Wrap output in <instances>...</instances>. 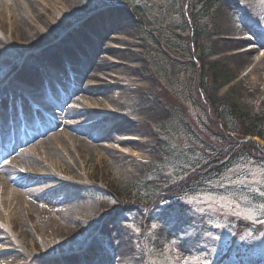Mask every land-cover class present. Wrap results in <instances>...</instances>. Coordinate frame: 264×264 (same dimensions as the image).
Here are the masks:
<instances>
[{
	"label": "rangeland",
	"instance_id": "374dc122",
	"mask_svg": "<svg viewBox=\"0 0 264 264\" xmlns=\"http://www.w3.org/2000/svg\"><path fill=\"white\" fill-rule=\"evenodd\" d=\"M35 2L38 8L45 6V10L41 18L37 13L31 14L26 28L39 33L35 27L43 26L49 19L55 24L63 22V29L56 35L58 40L65 39L72 30L79 29L81 22L92 17L100 22L107 20L108 25V20H113L111 25L115 30L109 31L106 37L95 38L98 31L92 34L91 38L101 46L91 54L95 61L107 65V70L99 73L104 85L112 84L119 90L114 94L108 90L106 95L92 99L103 101L108 107L117 105L118 101L126 105V118L144 119L143 126L149 136L135 137L134 141L145 142L138 148L135 142H130L132 133L121 132L116 135L122 139H102L92 144L93 151L87 149L86 137L76 136L75 150L71 148L54 156L58 168L52 164L56 172L64 171L66 180H63L69 186L57 193L41 195L40 201L27 198L17 203L9 233L14 228L15 236L23 241L27 253H37L32 251L35 247L39 255L56 257L89 249L102 264H185L186 261L195 264L198 259L209 260L211 264H264V227H257L253 234L240 231L235 224L238 219H245L243 222L247 224L264 221V141L254 138L261 156L253 154L252 160L240 158L231 169L204 176L205 187L196 194L177 195L168 200L161 198L167 186L184 179L197 163L206 162H201L207 155L203 151L206 146L201 133L207 123L202 107L204 99L221 98L228 105L240 106L251 118L261 116L264 121V66L257 71L256 63L249 69L250 63L258 59L257 53L243 55L246 60L238 67L247 65L239 69L233 61L242 55H234L237 51L229 47L228 40L218 41L236 34L253 35L252 25L262 31L264 40V0H212L199 41L192 35L183 0ZM56 2L60 4L56 5L57 11L53 9ZM121 3L131 9L136 7L135 15ZM196 6L193 3L191 7ZM3 8L0 3L5 17ZM196 11L201 12L200 8ZM141 15L144 20L140 19ZM10 20L2 19L1 29L7 30ZM147 26L154 29L152 36L158 39L151 38ZM172 30L184 33L185 38L174 37L170 34ZM43 32L42 49L50 46L55 38L52 32ZM91 38L79 30L71 43L64 42L71 46L66 52L72 53L74 49L79 57L87 60L86 49L92 51L95 47ZM32 48L36 47H31L27 53ZM178 49L184 53H178ZM193 54L198 61L194 66L191 65ZM24 62L26 60L19 58L16 65L21 67ZM16 65L11 71L17 69ZM65 65L60 67L61 71ZM120 67L131 71L132 75H122ZM6 71H0V86L12 78L11 71ZM213 72L219 75L217 81ZM200 74L206 84L201 90L198 89ZM126 88L133 92L129 95L132 100L120 97L119 93ZM10 89L15 91L14 87ZM4 90L5 87L1 89ZM87 111H94V107H87ZM114 115L107 112L106 119ZM224 121L227 122L226 117ZM260 129H264V124ZM96 134L94 131L93 136ZM208 141L213 142L210 138ZM59 149L62 152L63 147ZM54 153L57 151L50 148L45 151L46 156ZM111 157L119 159L123 166H113ZM30 165L28 170L34 172L35 166ZM60 182L59 179L55 184ZM72 190L76 193L71 197ZM73 199L75 205L68 211L67 202ZM116 207L118 209L113 210ZM193 217L194 222L187 221ZM235 231H240L238 242L232 238ZM102 238L106 240L105 245L101 243ZM239 246L243 247L241 253L237 252ZM229 253L231 257L226 259Z\"/></svg>",
	"mask_w": 264,
	"mask_h": 264
},
{
	"label": "bare ground",
	"instance_id": "6f19581e",
	"mask_svg": "<svg viewBox=\"0 0 264 264\" xmlns=\"http://www.w3.org/2000/svg\"><path fill=\"white\" fill-rule=\"evenodd\" d=\"M0 3L4 5L3 9H5L6 11L5 17L0 11V21H2V19L4 18L5 20L9 18L11 19L8 23L7 30L1 29L0 26V71H11L16 65V62L19 58L23 59L24 61L26 60V62H24L21 67H18V65H16L15 68L17 69L11 71V74L9 73L10 75H14L11 78V81L8 82V84L11 86H15L17 81H21L22 83L24 82L27 84L30 83L32 85L34 84L36 86L42 84V79L45 73L44 70H50L52 73H55L56 68L58 66H61V62L63 58H65V56H73L75 54L74 49L72 50V53L66 52L71 49V46L65 45L64 42L66 41L71 43V38L79 30L83 29L86 26V31L88 32L86 36L88 37L90 31L92 30L91 26L98 22V19L92 17L85 21L78 31L72 32L71 34L67 35L65 39L61 40V42H57L55 38L58 39V36L56 37V35L59 34V30L63 29V22H59V24H61L59 25L55 24L51 19H49V22L44 23L43 26L35 27V30L39 31V33H35L34 30L26 28L27 20L32 19L31 14L37 13L38 18H41L45 10V6L44 8H38L37 6H35V0H0ZM56 5L60 4L56 2L53 5V9L57 11ZM29 9L31 11H29ZM59 16L61 17V13ZM66 28L67 27H65L64 29ZM44 30L55 34V38H53L54 40H52V42L56 41V44H51L47 48L45 47L42 51V48L44 47V41L42 38ZM108 30L109 28H107L105 31L108 32ZM236 36L239 35L236 34L233 37ZM219 40H221V38ZM78 42L76 43V45L78 44ZM229 42H231L230 47L233 50H242L243 45L241 44V42ZM14 43H16V46L13 45ZM59 45L60 47L62 46L65 51L57 50ZM31 47L36 48H32L33 50L27 53V50L30 51ZM38 47H40V49L36 50ZM87 54L91 57L93 56V54H91L90 52H88ZM242 54L244 55L247 53ZM123 56V59H125L126 56ZM244 56L239 58L236 57L234 59L233 62L236 64V68L241 63H244L243 61L246 60V58H243ZM31 57L38 58L39 61L35 62L33 60L31 62L29 59ZM75 59L78 62H82L81 59L78 58V56H76ZM256 63L258 67L256 66L255 69H258L257 71L262 70L264 66V55H261L255 62H251L249 69H251ZM245 65L247 64H244L242 67L238 68L243 69ZM82 68L83 71L82 73H80V75H83V77L81 76L80 80L78 81V85L73 90L70 89L69 95H61V98L58 99V102L54 107L55 111L60 113L61 119L71 122L67 123V131L69 130L70 134L67 135V133H65L66 131L63 130V134L60 137L57 135L55 136V139L53 138V136L47 137L45 140L33 144L31 149L26 151L21 150V148H23L24 146H28V144L32 143L35 140V138L32 137L29 138V140H23L22 144L24 146H20L18 149L21 151L14 153V155L10 154H13L11 149H9L5 153L2 152L4 156L9 155L10 160L6 164V166H0V174L4 176V179L0 178V264H69L66 263V260L63 261L59 257L44 260L45 256H43L42 259L41 255L38 254V251L35 247H33L32 251H36L37 253H27L23 241L15 236V233L13 232L14 228H12V233H9V225L13 220L12 216L15 215L16 210L14 209L17 203L22 202L27 198H30L34 201H40L41 195L44 196L45 194H52V192L57 193L60 190H65L66 187L69 186L65 182L66 179L64 177L66 176H64V171H55L53 165L55 164V166L58 168L59 164L58 162H56L54 156H57V154L62 155L64 152H69L71 148L74 149L75 144L73 143V141L75 140L76 136L80 135L86 137L87 140L85 141L88 143V146L90 148L87 146L86 147L87 149H90V151L94 150L91 149L93 148L92 144L100 142V140L102 139H122L121 137H117L116 135L121 132L132 133L133 135L139 137L149 136L143 126L144 119L135 121L126 118L127 116L124 112V106L126 105H123L118 101L117 105L108 107V105L103 101L99 102V100L92 99L93 97H102L106 95L108 90L112 91V94L118 92L115 90H119L115 89V85H104V79L99 76V73H103L104 70H107L106 63H100L92 59L89 63L83 62ZM120 69L122 70V75L126 77H130L132 75V72L124 69V67H120L119 70ZM83 79H85L84 82H82ZM88 80L91 81V83L85 84V82H87ZM6 88L9 89L10 87L7 86ZM25 89L26 91L21 92V94H26L29 87H25ZM79 93H81V99L75 100V96ZM132 94L133 92L128 90L127 88L123 89L119 93L120 97L126 100H132V97H130L132 96ZM82 101L87 107L91 108V106H93L94 111H85L84 107L82 106ZM71 102H73V106H71ZM107 112L115 113L114 117H109L108 119H106ZM47 126L49 129L48 132L44 134L40 131L39 136L48 135L54 130V127H52L50 123H48ZM94 131L97 132L95 136H93ZM2 139H5V135H0V144ZM62 144H64V146H62ZM136 146L140 148V145L136 144ZM59 147H63L62 152L60 151ZM47 148H50L54 152L57 151V153H54V155L52 156H46L45 151L47 150ZM111 160L113 166H123V162H120L119 159L111 157ZM30 163L35 166L34 172H31V170H28L27 168V165ZM67 163L70 167L75 168V165L72 162L67 161ZM18 169H21L20 172H17ZM25 171L32 174H25ZM58 178L61 180V182L60 184H55L56 181H59ZM38 185L45 187L43 188L45 189V191H42V187H38ZM83 188H85V186ZM73 192L76 193V190H72V192L70 193L71 197L75 194ZM74 200L75 199H73L72 202H67L68 211L72 210L71 205H75ZM9 211L10 213H12V215L10 216H8V214H10L8 213ZM84 218L86 217L84 216ZM65 228L66 227H64L63 229L64 231ZM3 245L5 247H2ZM86 255H89V253ZM72 257L75 258V256Z\"/></svg>",
	"mask_w": 264,
	"mask_h": 264
},
{
	"label": "trees",
	"instance_id": "16d2710c",
	"mask_svg": "<svg viewBox=\"0 0 264 264\" xmlns=\"http://www.w3.org/2000/svg\"><path fill=\"white\" fill-rule=\"evenodd\" d=\"M211 105L212 108L215 109L213 115L214 117H216V112L222 107V105L220 104V102L215 101V100H211ZM233 112L237 110L236 106H231L229 107ZM243 118L245 120H249L248 124H246L243 121ZM243 118H238L236 120V123L238 125V128L240 129L239 133L240 135H242L243 138H239L237 139L239 143L237 144H231V145H235V147H237L238 149L235 151V148H228L229 152L227 151V146H225L224 143L228 142L229 137H227L225 135V130L227 128V124L225 123V125H223L222 129L219 127L218 123L214 120L210 121V125L212 127V132L214 133V138L216 140V142H214L215 144L212 145L213 148H216L218 150H220L219 153H214L217 155H230V154H235V156H237L238 158L241 156H245L248 155L249 159H253L251 154H256V155H260V153H258L257 151V144L255 142H245V138L246 137H250L253 136V134L257 135L259 138H264L261 133V131H258V128L260 127V124L263 120H261L260 117L254 118V119H250L248 118V116H243ZM218 120V118H217ZM230 141V140H229ZM241 141H243V143H241ZM219 143L222 144V146H219ZM203 177V176H200ZM188 181V180H187ZM183 182L178 186L177 191L179 192H188V193H193L196 192L200 189L201 185L203 184V180H201V178L198 177V175H192L189 178V182Z\"/></svg>",
	"mask_w": 264,
	"mask_h": 264
},
{
	"label": "snow or ice",
	"instance_id": "6c2138e0",
	"mask_svg": "<svg viewBox=\"0 0 264 264\" xmlns=\"http://www.w3.org/2000/svg\"><path fill=\"white\" fill-rule=\"evenodd\" d=\"M262 222H264V221H262ZM185 264H190V262H188V261H186L185 262ZM195 264H211V262L209 261V260H197L196 262H195Z\"/></svg>",
	"mask_w": 264,
	"mask_h": 264
}]
</instances>
